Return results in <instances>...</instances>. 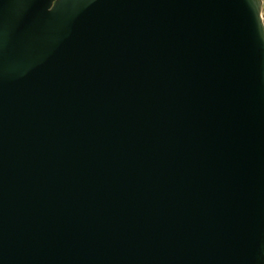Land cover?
I'll list each match as a JSON object with an SVG mask.
<instances>
[{"label":"water","instance_id":"water-1","mask_svg":"<svg viewBox=\"0 0 264 264\" xmlns=\"http://www.w3.org/2000/svg\"><path fill=\"white\" fill-rule=\"evenodd\" d=\"M261 0H0V264H264Z\"/></svg>","mask_w":264,"mask_h":264},{"label":"rangeland","instance_id":"rangeland-1","mask_svg":"<svg viewBox=\"0 0 264 264\" xmlns=\"http://www.w3.org/2000/svg\"><path fill=\"white\" fill-rule=\"evenodd\" d=\"M262 7L264 9V1L262 2ZM263 12V11H262ZM262 12H261V17H262V21H263V24H264V16H262Z\"/></svg>","mask_w":264,"mask_h":264},{"label":"built area","instance_id":"built-area-1","mask_svg":"<svg viewBox=\"0 0 264 264\" xmlns=\"http://www.w3.org/2000/svg\"><path fill=\"white\" fill-rule=\"evenodd\" d=\"M263 1H264V0H261V3H262ZM262 10H264L263 7L261 8V12H262ZM260 15H261V13H260Z\"/></svg>","mask_w":264,"mask_h":264},{"label":"flooded vegetation","instance_id":"flooded-vegetation-1","mask_svg":"<svg viewBox=\"0 0 264 264\" xmlns=\"http://www.w3.org/2000/svg\"><path fill=\"white\" fill-rule=\"evenodd\" d=\"M263 12H262V16H264V10H262Z\"/></svg>","mask_w":264,"mask_h":264}]
</instances>
